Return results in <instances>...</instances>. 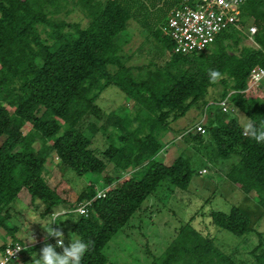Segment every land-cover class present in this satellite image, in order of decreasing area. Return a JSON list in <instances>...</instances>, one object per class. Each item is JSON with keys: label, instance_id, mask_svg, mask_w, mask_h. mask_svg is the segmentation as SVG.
Listing matches in <instances>:
<instances>
[{"label": "trees", "instance_id": "obj_1", "mask_svg": "<svg viewBox=\"0 0 264 264\" xmlns=\"http://www.w3.org/2000/svg\"><path fill=\"white\" fill-rule=\"evenodd\" d=\"M145 1L153 9L154 35L169 55L170 69L152 64L147 77L138 79L126 66V57L114 39L130 18L146 20L150 13ZM160 1L166 5V13L156 8ZM178 1L78 0L86 19L81 26L58 17L65 13L66 0H0V230L11 244L20 243L15 228L7 227L9 205L21 189L30 201L40 203L41 216L64 203L46 183L44 165L51 154L58 159L60 170L70 169L77 177L98 174L105 168L77 126L87 112L96 109L94 102L109 86L133 107L131 113L114 115L102 125L110 139L102 157L116 171L113 178H106V184L115 180L117 184L107 187L101 198L95 197L96 191L89 185L76 199L77 203L91 201L87 215L78 216L70 228L77 239L92 242L81 264H109L103 248L162 180L186 190L189 159L180 153L167 166L156 162L160 138L198 101L204 114L208 107L203 98L214 86L220 91L211 102L214 107L204 133L218 143L223 158L236 157L225 179L243 194L253 192L264 212V143L246 136L236 120L227 118L217 106L227 98L231 107L257 127L264 121V100L243 94L251 69H264V0L244 2L237 19L241 27L252 21L256 46H240L243 34L228 27L205 51L187 55L172 54L171 41L162 30ZM213 69L223 74L216 84L209 82L208 72ZM26 125L29 129L23 133ZM185 136L201 140L199 134ZM34 142L38 149L32 147ZM128 169L131 173L124 177L121 173ZM210 224L236 237L249 231L247 216L236 207L228 213L212 212ZM6 245L2 243L0 250ZM254 260L264 264V252ZM151 264L237 263L188 222Z\"/></svg>", "mask_w": 264, "mask_h": 264}, {"label": "rangeland", "instance_id": "obj_2", "mask_svg": "<svg viewBox=\"0 0 264 264\" xmlns=\"http://www.w3.org/2000/svg\"><path fill=\"white\" fill-rule=\"evenodd\" d=\"M144 5L149 8L150 13L146 20L141 21L138 16L130 18L125 30L114 39L120 54L126 57V66L131 68L132 74L138 79L147 77L148 71L154 68L152 64L170 69V65H167L169 55L158 41L159 36L154 35L157 23L153 25V9L148 7L147 1ZM65 6V13L60 12L58 15L60 19L85 25L86 19L83 18L78 0H66ZM155 6L166 13V5L162 1L157 2ZM250 21L248 20L246 25ZM241 31L244 32L243 26ZM241 45L255 46L245 37H241ZM246 87L244 97L257 96L264 100V81L260 85H253L246 80ZM219 91L218 86L207 90L203 101L207 103L208 109L204 114L200 110L201 101H198L183 117L173 121L160 138L161 149L155 157L156 162L167 166L180 153L188 157L191 174L186 190L181 191L166 179L162 180L103 248L102 253L109 264H151L161 256L177 230L188 222L193 229L210 238L216 248L230 255L237 264H255L254 257L264 252V212L257 205L256 195L253 192L243 194L224 177L228 166L236 161V157L229 154L223 158L221 149L217 148L218 143L205 133L200 135V141L185 136L186 130L194 125L206 129L210 118L208 114L214 107L212 101L216 99ZM94 106L96 109L87 112L77 128L88 138L89 150L102 160L105 168L98 174L88 173L77 177L70 169L60 170L54 154L46 159V183L64 203L41 216L40 203L30 201L24 189L19 191L9 205L10 219L7 227L15 228L14 236L23 247V252L12 264H20L22 261L24 264H34L45 243L55 246V238L47 234L50 227L63 231L64 246L75 241L77 238L70 228L79 215L70 210L76 206L78 195L89 185L94 187L96 193H104L105 188H112L117 184L116 180L106 184V178H113L116 171L102 157L110 143L108 132H103L102 125L111 122L114 115L131 113L133 103L116 88L109 86L100 93ZM230 108L232 112L226 115L227 118H234L243 129L237 119V116L242 114L235 108ZM201 115H204L205 119L202 117L199 121ZM92 128L96 129V133L92 132ZM28 129L29 126L26 125L22 132L25 133ZM32 147L38 149V142H34ZM130 173L131 170L128 169L121 174L127 177ZM231 207H236L248 218L249 231L240 237L210 224L212 212L228 213ZM2 243L10 244V238L0 230V245ZM30 248L32 250H29ZM55 251L62 253V248L55 247Z\"/></svg>", "mask_w": 264, "mask_h": 264}, {"label": "built area", "instance_id": "obj_3", "mask_svg": "<svg viewBox=\"0 0 264 264\" xmlns=\"http://www.w3.org/2000/svg\"><path fill=\"white\" fill-rule=\"evenodd\" d=\"M247 0H179L167 15V20L163 32L171 41V53L187 55L191 53H201L205 51L214 41L216 36L227 29L234 27L238 29L248 41L252 42L255 34V27L252 21L243 26L238 25L237 19L240 13V6ZM256 46V45H255ZM259 77V79H257ZM251 84H261L264 81V69L253 68L249 72L247 82ZM247 88V87H246ZM217 106L222 113L232 112L227 98L218 102ZM204 134V128L194 125L185 132ZM107 188H105L106 190ZM102 192L95 194L96 198H101ZM90 200H83L72 208V212L79 216H86ZM80 209L85 214L81 215ZM23 252V247L18 243L8 244L0 250V264H12L18 260Z\"/></svg>", "mask_w": 264, "mask_h": 264}, {"label": "clouds", "instance_id": "obj_4", "mask_svg": "<svg viewBox=\"0 0 264 264\" xmlns=\"http://www.w3.org/2000/svg\"><path fill=\"white\" fill-rule=\"evenodd\" d=\"M209 82L212 84L218 83L223 74L218 70H209L208 72ZM259 79V77H257ZM238 122L242 125L244 134L249 138L255 140L256 143H264V121L260 122V126L257 127L255 123L245 116L238 115ZM101 195H103L101 193ZM81 215L85 212L80 209ZM48 236L55 238L56 244L45 243L41 248L39 257L35 259L34 264H81V261L85 253L89 250L92 242H85L81 239H76L68 246H64L63 243V231L60 229L49 228L47 230ZM47 240V237L45 238ZM55 247L62 248V253H57Z\"/></svg>", "mask_w": 264, "mask_h": 264}, {"label": "crops", "instance_id": "obj_5", "mask_svg": "<svg viewBox=\"0 0 264 264\" xmlns=\"http://www.w3.org/2000/svg\"><path fill=\"white\" fill-rule=\"evenodd\" d=\"M261 84H262V83H261ZM212 102H213V101H212ZM202 117L205 119V116H204V115H201V117L199 118V121H200V119H201Z\"/></svg>", "mask_w": 264, "mask_h": 264}]
</instances>
